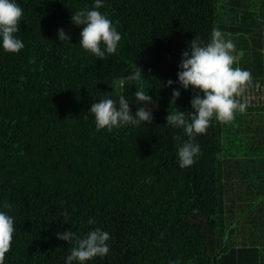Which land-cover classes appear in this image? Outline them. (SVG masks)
<instances>
[{"label":"trees","instance_id":"obj_1","mask_svg":"<svg viewBox=\"0 0 264 264\" xmlns=\"http://www.w3.org/2000/svg\"><path fill=\"white\" fill-rule=\"evenodd\" d=\"M15 2L24 48L0 45V211L15 228L4 264H65L72 245L55 234L97 227L110 251L85 264H264V108L213 118L185 168L173 137L187 136L166 125L196 94L178 83L182 52L194 37L208 43L213 28L235 44L233 67L264 81V0H102L97 10L122 37L103 60L82 48L70 19L95 0ZM135 65L153 122L97 131L92 103L118 105V81ZM135 90H123L133 114L143 106Z\"/></svg>","mask_w":264,"mask_h":264},{"label":"clouds","instance_id":"obj_2","mask_svg":"<svg viewBox=\"0 0 264 264\" xmlns=\"http://www.w3.org/2000/svg\"><path fill=\"white\" fill-rule=\"evenodd\" d=\"M100 7L102 0H95L92 9L72 12L70 19L73 24L81 26L79 43L82 48L103 60L106 53L112 55L117 51L122 37L112 21L97 10ZM22 16L23 9L15 0H0V45L5 52L18 53L24 48L23 42L15 36L20 30ZM58 39L64 45L70 41L63 29L58 30ZM187 43L188 50L182 52L177 76L182 88L187 90L191 87L196 93L190 101L192 110L183 112L175 106L166 116V125L182 129L187 136V139L179 135L173 137L178 142L177 155L181 168L195 163V158L200 154V146L195 143V137L206 132L213 118L221 123H229L235 118L236 112H245L248 103L246 100L242 102L239 97L243 96L246 87L252 83L250 71L233 67L235 44L231 40H225L219 29H212L210 41L206 44L199 37H194ZM143 80V69L135 65L130 74L118 81L121 90L118 105L117 100L108 97L92 103L89 113L94 115L97 131L107 128L111 132L113 128L153 122L150 108L153 99L144 91ZM128 84L136 87L135 103L143 105L137 108L135 114L123 95ZM172 84L173 81L168 80L165 86L170 87ZM200 93H203L202 97ZM180 95V91L173 90L171 106L176 104ZM2 207L9 209L11 205L5 202ZM87 223L94 224L95 219L89 218ZM14 231L13 217L0 211V264H4L5 254L10 250ZM55 235L57 239L72 245L65 264H73L74 261L85 264L95 257L107 256L110 251L108 242L111 236L99 227L84 235H78L71 229L62 233L58 231Z\"/></svg>","mask_w":264,"mask_h":264},{"label":"built area","instance_id":"obj_3","mask_svg":"<svg viewBox=\"0 0 264 264\" xmlns=\"http://www.w3.org/2000/svg\"><path fill=\"white\" fill-rule=\"evenodd\" d=\"M241 101H247L249 108H264V81L251 83L244 91Z\"/></svg>","mask_w":264,"mask_h":264},{"label":"rangeland","instance_id":"obj_4","mask_svg":"<svg viewBox=\"0 0 264 264\" xmlns=\"http://www.w3.org/2000/svg\"><path fill=\"white\" fill-rule=\"evenodd\" d=\"M233 55H234V54H233ZM234 57H235V60H237V58H238V57H237V56H235V55H234Z\"/></svg>","mask_w":264,"mask_h":264}]
</instances>
